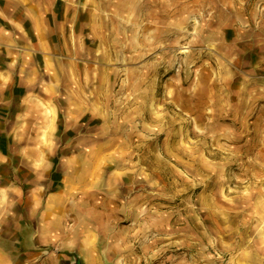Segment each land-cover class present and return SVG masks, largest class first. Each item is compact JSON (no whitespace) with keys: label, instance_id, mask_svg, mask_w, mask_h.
Segmentation results:
<instances>
[{"label":"rangeland","instance_id":"1","mask_svg":"<svg viewBox=\"0 0 264 264\" xmlns=\"http://www.w3.org/2000/svg\"><path fill=\"white\" fill-rule=\"evenodd\" d=\"M186 1L153 32L132 12L124 28L98 13V53L65 61L86 74L77 91L92 90V112L59 128L101 163L81 221L93 219L104 264H264V66L249 73L264 43L249 51V0H222L221 15Z\"/></svg>","mask_w":264,"mask_h":264},{"label":"crops","instance_id":"2","mask_svg":"<svg viewBox=\"0 0 264 264\" xmlns=\"http://www.w3.org/2000/svg\"><path fill=\"white\" fill-rule=\"evenodd\" d=\"M262 4L249 0V51L264 43ZM221 6L213 0V12L221 15ZM104 11L117 12V27H125L126 12L137 29L174 26L172 0H0V264L71 263V252L86 264H104L93 245V219L81 221L93 214L101 163L90 158L94 148L61 144L59 128L92 112V90L77 91L75 82L86 74L65 61L87 64L98 53L90 46ZM259 57L251 75L264 66Z\"/></svg>","mask_w":264,"mask_h":264},{"label":"water","instance_id":"3","mask_svg":"<svg viewBox=\"0 0 264 264\" xmlns=\"http://www.w3.org/2000/svg\"><path fill=\"white\" fill-rule=\"evenodd\" d=\"M63 264H72V263H63ZM74 264H83L82 260L79 257H77V255H76V262Z\"/></svg>","mask_w":264,"mask_h":264}]
</instances>
